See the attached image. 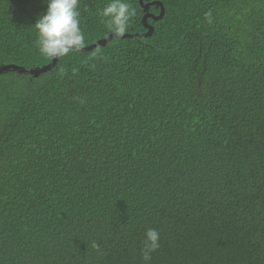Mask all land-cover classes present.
Wrapping results in <instances>:
<instances>
[{
    "label": "trees",
    "instance_id": "16d2710c",
    "mask_svg": "<svg viewBox=\"0 0 264 264\" xmlns=\"http://www.w3.org/2000/svg\"><path fill=\"white\" fill-rule=\"evenodd\" d=\"M153 1L147 38L0 74V264H142L148 228L151 264H264V0ZM110 2L80 0L82 48ZM45 10L0 0V66L52 62Z\"/></svg>",
    "mask_w": 264,
    "mask_h": 264
},
{
    "label": "clouds",
    "instance_id": "9594fccd",
    "mask_svg": "<svg viewBox=\"0 0 264 264\" xmlns=\"http://www.w3.org/2000/svg\"><path fill=\"white\" fill-rule=\"evenodd\" d=\"M46 10L38 15L34 25L37 33V49L41 56L58 58L80 50L84 35L80 28V0H44ZM135 9L126 0H111L102 10L108 28L116 35H123L129 26ZM208 23L212 22V12L205 13ZM147 32V31H146ZM98 249V245L93 244ZM160 247V232L148 228L144 233L141 249L142 264H151L152 256Z\"/></svg>",
    "mask_w": 264,
    "mask_h": 264
},
{
    "label": "water",
    "instance_id": "95a60500",
    "mask_svg": "<svg viewBox=\"0 0 264 264\" xmlns=\"http://www.w3.org/2000/svg\"><path fill=\"white\" fill-rule=\"evenodd\" d=\"M144 1H147V0H139V4L145 12L144 16L142 17L141 22H142L143 27L145 29H147L146 33L133 34V35H128V34L116 35L114 33V34H111L104 39L98 40L92 46L81 48L78 51H90L91 49H93L96 46H104L113 37H118V38H143L144 37V38H147V37L151 36V34L153 32V27L147 23V20L152 19L154 21H157V20L161 19L163 17L164 10H163L161 3L157 2V1H153L150 3H144ZM152 5L160 7V13L157 16H153L152 14L148 13V9ZM58 58L53 59L49 65H46L40 69L26 70L23 67H18L15 65H3V66H0V74H3L4 72H7L9 70H13V71H16L20 74H25L28 76L37 77L39 74L45 73V72L49 71L51 68H53L57 63Z\"/></svg>",
    "mask_w": 264,
    "mask_h": 264
}]
</instances>
